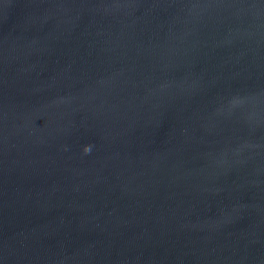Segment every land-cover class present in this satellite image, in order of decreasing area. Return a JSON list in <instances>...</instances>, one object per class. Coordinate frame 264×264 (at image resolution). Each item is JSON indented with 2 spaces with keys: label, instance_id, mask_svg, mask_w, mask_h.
Masks as SVG:
<instances>
[{
  "label": "water",
  "instance_id": "1",
  "mask_svg": "<svg viewBox=\"0 0 264 264\" xmlns=\"http://www.w3.org/2000/svg\"><path fill=\"white\" fill-rule=\"evenodd\" d=\"M0 264H264V0H0Z\"/></svg>",
  "mask_w": 264,
  "mask_h": 264
}]
</instances>
